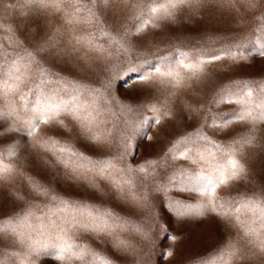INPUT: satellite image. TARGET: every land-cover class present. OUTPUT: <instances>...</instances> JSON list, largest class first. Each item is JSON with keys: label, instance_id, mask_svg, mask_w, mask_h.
<instances>
[{"label": "snow or ice", "instance_id": "obj_1", "mask_svg": "<svg viewBox=\"0 0 264 264\" xmlns=\"http://www.w3.org/2000/svg\"><path fill=\"white\" fill-rule=\"evenodd\" d=\"M255 57L264 0H0V264L174 259L157 199L223 225L190 261L264 264V78L236 75Z\"/></svg>", "mask_w": 264, "mask_h": 264}, {"label": "rangeland", "instance_id": "obj_2", "mask_svg": "<svg viewBox=\"0 0 264 264\" xmlns=\"http://www.w3.org/2000/svg\"><path fill=\"white\" fill-rule=\"evenodd\" d=\"M261 21L254 20L252 17L246 19L243 23V28L245 34L250 28H255ZM236 25L231 24L228 19L222 20L217 23L214 31L220 33L217 36V45L223 43L224 41L230 39V34L236 31ZM236 75L246 76V77H256L264 78V59L255 57L253 63L250 66H245L241 72ZM228 83V79H222L219 85ZM218 85V86H219ZM123 95V92H121ZM211 93L209 94V98ZM191 130V129H189ZM141 151L144 152V146H141ZM147 154V153H145ZM140 156L137 157V161ZM156 211L153 212V216L156 217L158 214L157 224L161 226L166 225L169 231L173 235L181 236V239L177 241L174 246L177 250V255L174 259H164L160 256H153L150 264H200L197 261H190V257L203 255L210 252L212 249L216 248L223 240L227 234L224 231L223 225L219 220L214 217H207L202 222L194 221H178L174 216H172L168 210L164 207L159 199L156 200ZM12 207L8 206L6 211H11ZM159 236V232L156 233ZM171 242L167 239L159 241V247L155 249L159 252L160 249H168ZM46 264H57V262L50 261ZM119 264H127L123 259L119 260Z\"/></svg>", "mask_w": 264, "mask_h": 264}]
</instances>
